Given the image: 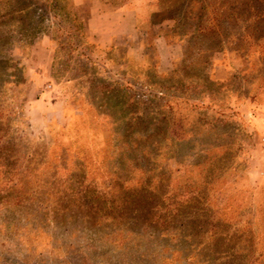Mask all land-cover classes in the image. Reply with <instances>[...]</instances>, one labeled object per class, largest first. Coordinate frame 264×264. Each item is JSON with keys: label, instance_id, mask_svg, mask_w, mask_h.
<instances>
[{"label": "rangeland", "instance_id": "1", "mask_svg": "<svg viewBox=\"0 0 264 264\" xmlns=\"http://www.w3.org/2000/svg\"><path fill=\"white\" fill-rule=\"evenodd\" d=\"M136 3L0 0V264H264V0Z\"/></svg>", "mask_w": 264, "mask_h": 264}, {"label": "crops", "instance_id": "2", "mask_svg": "<svg viewBox=\"0 0 264 264\" xmlns=\"http://www.w3.org/2000/svg\"><path fill=\"white\" fill-rule=\"evenodd\" d=\"M69 4L87 37L101 47L114 42L116 48L118 38H127L131 46L139 34L136 0L119 4L114 0H69Z\"/></svg>", "mask_w": 264, "mask_h": 264}, {"label": "trees", "instance_id": "3", "mask_svg": "<svg viewBox=\"0 0 264 264\" xmlns=\"http://www.w3.org/2000/svg\"><path fill=\"white\" fill-rule=\"evenodd\" d=\"M71 15V16H70ZM54 16H56V14H54ZM66 17V16H70L71 17V20L75 23V27H76V31H77V35H79V37L82 39V41H83V43H88L87 42V39H88V37H87V35H86V33H85V31H84V29H83V25H82V22L79 20V18L75 15V14H73V13H70V12H67V14H63V15H60V17L61 18H63V17ZM92 43V46L94 47V45H96V46H98V47H101V46H99V45H97L95 42H91ZM105 47H109L111 50L113 49L114 50V48H115V46H114V42H112V43H110V44H107L106 46H102L101 48H105ZM161 85V84H160ZM163 87L164 86H162V87H158L156 90H157V92H160L161 94V96H158V94L156 93V94H148V95H150V99H153V100H156V101H158V102H160V105L161 106H163V105H165V99H164V96H162V95H164L165 93H164V91L163 90H161V89H163ZM191 106H192V108H196V109H199V114H202L203 113V107L202 106H199L198 104H191Z\"/></svg>", "mask_w": 264, "mask_h": 264}, {"label": "built area", "instance_id": "4", "mask_svg": "<svg viewBox=\"0 0 264 264\" xmlns=\"http://www.w3.org/2000/svg\"><path fill=\"white\" fill-rule=\"evenodd\" d=\"M262 144H263V146H264V137H263V139H262Z\"/></svg>", "mask_w": 264, "mask_h": 264}]
</instances>
